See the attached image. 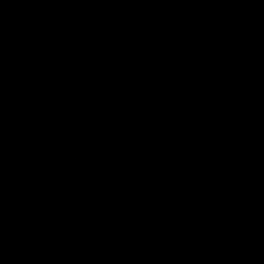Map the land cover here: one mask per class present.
<instances>
[{"label":"water","instance_id":"water-1","mask_svg":"<svg viewBox=\"0 0 264 264\" xmlns=\"http://www.w3.org/2000/svg\"><path fill=\"white\" fill-rule=\"evenodd\" d=\"M0 264H264V0H0Z\"/></svg>","mask_w":264,"mask_h":264}]
</instances>
